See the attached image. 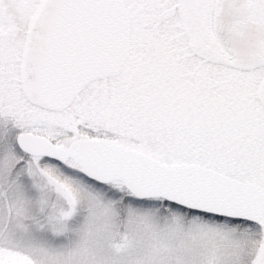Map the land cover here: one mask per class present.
<instances>
[{
    "label": "snow or ice",
    "instance_id": "obj_1",
    "mask_svg": "<svg viewBox=\"0 0 264 264\" xmlns=\"http://www.w3.org/2000/svg\"><path fill=\"white\" fill-rule=\"evenodd\" d=\"M0 264H264V0H0Z\"/></svg>",
    "mask_w": 264,
    "mask_h": 264
}]
</instances>
